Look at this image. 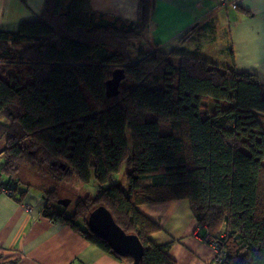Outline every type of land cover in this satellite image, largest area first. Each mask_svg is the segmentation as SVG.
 <instances>
[{
    "label": "trees",
    "instance_id": "obj_1",
    "mask_svg": "<svg viewBox=\"0 0 264 264\" xmlns=\"http://www.w3.org/2000/svg\"><path fill=\"white\" fill-rule=\"evenodd\" d=\"M152 1L139 0L129 21L94 11L90 0H43L39 19L0 30V189L20 202L23 166L53 181L93 175L96 195L78 197L71 212L55 187L41 188V215L125 264L133 260L88 230L89 213L105 207L136 236L138 264H176L170 243L150 241L161 228L138 207L187 200L224 251L214 264H264V83L186 51L191 32L168 55L157 43L139 48ZM118 68L119 92L107 97ZM204 97L214 103L206 116ZM123 170L125 186L113 183Z\"/></svg>",
    "mask_w": 264,
    "mask_h": 264
},
{
    "label": "crops",
    "instance_id": "obj_2",
    "mask_svg": "<svg viewBox=\"0 0 264 264\" xmlns=\"http://www.w3.org/2000/svg\"><path fill=\"white\" fill-rule=\"evenodd\" d=\"M90 1L94 11L129 21L137 19L139 0ZM214 3L215 0H153L150 26L144 33L146 40L139 48L149 47L152 41L169 54L189 31L183 44L186 51L223 68L233 67L237 73L254 74L264 83V0H238L233 10H213ZM42 9L43 0H0V30L16 32L22 23L39 19ZM223 25L227 27L226 47H222L223 42H218V48L204 46L202 42L209 34L217 39ZM225 53L228 58L219 56ZM36 186L23 182L16 192L19 198L25 191L20 202L0 192V264H125L87 241L66 222L42 216L46 197L42 187ZM66 210L72 211L68 207ZM138 210L159 225L161 231L149 239L155 245L170 243L169 255L176 264L215 263L204 241L206 230L199 227L187 200L140 205Z\"/></svg>",
    "mask_w": 264,
    "mask_h": 264
},
{
    "label": "rangeland",
    "instance_id": "obj_3",
    "mask_svg": "<svg viewBox=\"0 0 264 264\" xmlns=\"http://www.w3.org/2000/svg\"><path fill=\"white\" fill-rule=\"evenodd\" d=\"M215 4H216V0H215L214 5ZM213 10H220V8L217 9V8H214V6H213ZM225 29H227L226 25H223L221 27V29H219L218 33L216 34L217 39H215L213 36H211L209 34V38L206 41H203L202 44L204 43V46L210 45L214 48H218L219 47L218 42L219 43L223 42L222 47L225 48L226 47ZM187 32H189V31H187ZM144 33H146V31ZM143 39L146 40L145 35L143 36ZM149 42H151V43H149ZM149 42L148 43L150 46L155 44V42H152V41H149ZM179 43H180V41H179ZM157 45H158L159 49L161 50V44L157 43ZM211 51H212L211 48H209L208 52H211ZM165 54L168 55V53H165ZM219 56L228 58L229 54L225 53L223 56H221L219 54ZM202 104H203L202 111H201L202 115L203 116L209 115L214 108L213 101L209 97H204L202 99ZM259 119L261 122L264 123V116L260 115ZM2 160L3 159L0 158V165L3 163ZM19 175H20L19 176L20 179L24 183H26V181H28L31 184H33V186L35 188H37L36 185H38L44 189H47V188L50 189V188L55 187L56 196L59 199L63 198V199L71 201L70 204L67 206L68 210L73 209V207L76 204V200L78 197H83L86 195L93 197L94 195H96V192L98 190V185H97L93 175L91 176V179L88 183L81 182L77 177H75L73 175L65 177V178L61 179L60 181H53V180L49 179V177H47L43 172L39 171L38 169L34 170V169H30V168L25 167V166H23L21 168ZM113 183L125 186L126 182H125V178H124V170L119 175H116L113 177ZM2 189H6V188H2ZM67 207H64V208H67ZM199 227L206 230V228L203 226H199ZM215 242H216V240H215ZM216 245H217V242L214 246L209 245V247L211 248V250L214 254V260L216 259V262L220 263L222 261V258H223V254H221V252H224V251L221 248L218 249L216 247Z\"/></svg>",
    "mask_w": 264,
    "mask_h": 264
},
{
    "label": "water",
    "instance_id": "obj_4",
    "mask_svg": "<svg viewBox=\"0 0 264 264\" xmlns=\"http://www.w3.org/2000/svg\"><path fill=\"white\" fill-rule=\"evenodd\" d=\"M123 78L124 74L121 69L118 68L112 72L111 78L105 82L107 97L118 94ZM69 202L63 198L57 200V204L63 207H67ZM86 227L90 232L104 240L115 253L123 257H130L133 264H138V260L143 255L141 244L135 235L124 232L115 222L108 209L99 206L92 210L87 217Z\"/></svg>",
    "mask_w": 264,
    "mask_h": 264
},
{
    "label": "built area",
    "instance_id": "obj_5",
    "mask_svg": "<svg viewBox=\"0 0 264 264\" xmlns=\"http://www.w3.org/2000/svg\"><path fill=\"white\" fill-rule=\"evenodd\" d=\"M237 1L238 0H216V4L214 5V8H217V9H219V8L220 9H228V8L237 9V7H238ZM0 192H2L5 195H10L11 190L8 188L0 189ZM25 209L28 213H30L31 210L29 207H26ZM204 241H206L211 246H214L216 244L215 241L211 237H208L207 235L205 236ZM216 247H217V245H216ZM221 254L224 255V252H221ZM214 261L216 262V259Z\"/></svg>",
    "mask_w": 264,
    "mask_h": 264
}]
</instances>
